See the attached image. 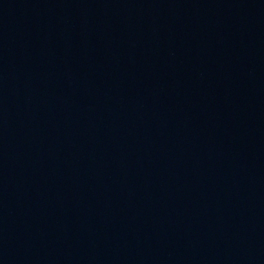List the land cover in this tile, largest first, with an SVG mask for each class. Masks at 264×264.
<instances>
[{"label":"water","instance_id":"95a60500","mask_svg":"<svg viewBox=\"0 0 264 264\" xmlns=\"http://www.w3.org/2000/svg\"><path fill=\"white\" fill-rule=\"evenodd\" d=\"M0 264H264V0L1 36Z\"/></svg>","mask_w":264,"mask_h":264}]
</instances>
